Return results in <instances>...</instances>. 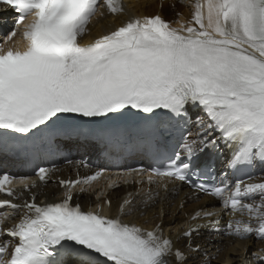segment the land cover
<instances>
[{"label":"snow or ice","instance_id":"6c2138e0","mask_svg":"<svg viewBox=\"0 0 264 264\" xmlns=\"http://www.w3.org/2000/svg\"><path fill=\"white\" fill-rule=\"evenodd\" d=\"M169 7L175 11L177 3ZM192 7L188 21L161 12L130 18L82 44L78 38L101 9L123 11L119 0H0V8L18 13L24 41L23 48L0 46L5 161L51 152L61 142L135 145L167 163L131 168L108 179L109 188L147 175L165 191L179 182L220 202L186 213L173 238L162 223L145 229L121 219L132 213V194L112 218L99 203L87 212L73 205L75 190L88 191L103 168L60 180L63 198L43 205L35 194L14 203L21 199L15 184L29 191L38 185L4 170L0 193L11 199L0 200V209H9L0 211V264H213L222 248L206 244L225 238L233 247L221 264H264V0H193ZM17 34L14 28L5 43ZM255 167L259 182L249 171ZM55 170L39 167L35 175L46 184ZM148 199H155L151 192ZM256 241L262 246L249 259Z\"/></svg>","mask_w":264,"mask_h":264},{"label":"bare ground","instance_id":"6f19581e","mask_svg":"<svg viewBox=\"0 0 264 264\" xmlns=\"http://www.w3.org/2000/svg\"><path fill=\"white\" fill-rule=\"evenodd\" d=\"M173 2L177 3L175 11L169 7ZM160 3L161 0H125L120 3L123 7V11L117 14H111L108 13L106 9H101L104 14L100 15L98 12L96 17L87 25V31L83 37L78 39H80V43L82 44L91 43L94 39H97L100 36L107 34L109 31L121 26L130 18L150 16L158 12H161L164 18L170 21L181 20L184 22L191 19L193 0H164L165 6L163 10L159 7ZM2 11H4V9L0 8V13ZM176 11L180 13V16L175 15ZM5 12L7 14V10H5ZM167 14H169L170 17H167ZM172 26L179 27L180 25L173 23ZM21 28L22 27L17 28L18 34L14 37V40L19 37L15 42V46L23 48V38L22 35L19 34ZM79 155L83 154H78V156ZM67 176L72 179L75 178L73 167L62 166L61 168L56 169L51 173L46 184H41L39 178L34 177L32 179L36 181L38 187L32 188L29 191L25 190L23 185H19L15 190L21 195V199L13 200V202L22 203L24 200L30 199L33 194L36 195V203L40 205H43L46 201L57 200L60 198L64 190V188H61L59 180L65 179ZM256 182H259V180H256ZM77 189L79 190V188ZM149 192L155 197L154 200L148 199ZM157 192L159 193V196H155ZM75 193L76 194L73 196L71 202L72 204L81 205L82 208L89 205L92 208H96L98 203L102 206L104 198H106L111 202L108 204L107 212L111 217H115L119 214L120 203H122L129 194H132L134 204L132 213L131 215L121 217V219L125 222L135 223L145 229L152 228L155 223H162L165 235H168L169 230L171 229L173 238L176 235V230L184 224L186 213H191L198 207H203L205 210H213V207H220V205L208 204L211 199H206L200 196L198 200L195 199L198 195L190 193L178 183L175 185V190L173 189V185L169 184L167 186V191H165L164 188H161L159 184H149L146 181H142V183L129 182L120 185L116 184L107 191L105 189L99 191L94 184L88 189V191L82 193L80 191H75ZM96 193H102L99 199H97ZM3 199H11V197L5 195ZM144 201H147V203ZM181 204L184 205L183 209L180 208ZM0 211H9V209L3 208L0 209ZM227 219V215H225V217L223 216L220 224L221 230H223L224 223ZM11 223L12 222H9L8 226H11ZM203 236L206 237L207 232H204ZM2 239H7V237H3ZM217 246H220L222 251L217 259L213 261V264H221L225 253L233 247L232 244L228 243L227 238H225L223 243L217 241L216 243L206 244V247H208L209 250H213ZM261 246L262 243L259 241L253 243L248 249V258L251 259L253 253H255ZM240 254V250L232 253L233 256H239ZM237 264H239V262H237ZM252 264H256V262L253 261Z\"/></svg>","mask_w":264,"mask_h":264},{"label":"rangeland","instance_id":"374dc122","mask_svg":"<svg viewBox=\"0 0 264 264\" xmlns=\"http://www.w3.org/2000/svg\"><path fill=\"white\" fill-rule=\"evenodd\" d=\"M224 217H225V215H224Z\"/></svg>","mask_w":264,"mask_h":264}]
</instances>
